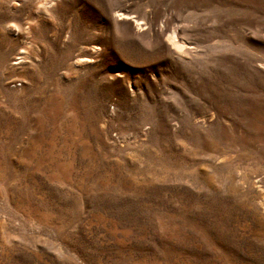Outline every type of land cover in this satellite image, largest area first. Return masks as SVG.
Instances as JSON below:
<instances>
[{"label": "rangeland", "instance_id": "obj_1", "mask_svg": "<svg viewBox=\"0 0 264 264\" xmlns=\"http://www.w3.org/2000/svg\"><path fill=\"white\" fill-rule=\"evenodd\" d=\"M0 264H264V0H0Z\"/></svg>", "mask_w": 264, "mask_h": 264}, {"label": "bare ground", "instance_id": "obj_2", "mask_svg": "<svg viewBox=\"0 0 264 264\" xmlns=\"http://www.w3.org/2000/svg\"><path fill=\"white\" fill-rule=\"evenodd\" d=\"M119 16H121V14H119ZM168 43L172 45L175 49L181 50V45L174 34L168 38Z\"/></svg>", "mask_w": 264, "mask_h": 264}]
</instances>
